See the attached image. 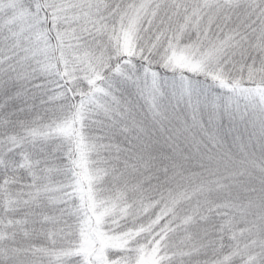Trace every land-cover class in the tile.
<instances>
[{
    "label": "snow or ice",
    "instance_id": "6c2138e0",
    "mask_svg": "<svg viewBox=\"0 0 264 264\" xmlns=\"http://www.w3.org/2000/svg\"><path fill=\"white\" fill-rule=\"evenodd\" d=\"M0 264H264V0H0Z\"/></svg>",
    "mask_w": 264,
    "mask_h": 264
}]
</instances>
